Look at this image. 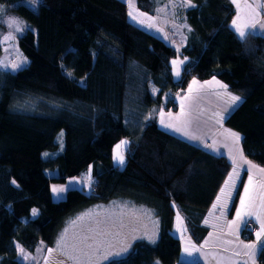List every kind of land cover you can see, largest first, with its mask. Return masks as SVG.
<instances>
[{
	"label": "trees",
	"instance_id": "1",
	"mask_svg": "<svg viewBox=\"0 0 264 264\" xmlns=\"http://www.w3.org/2000/svg\"><path fill=\"white\" fill-rule=\"evenodd\" d=\"M23 1L0 0L32 26L18 39L27 67L0 69V264H24L18 247L34 252L44 242L57 250L78 216L115 203L152 215L158 237L139 239L103 264H198L180 263L177 214L201 244L209 232L203 222L233 165L161 129L154 111L176 112V98L193 79L219 80L241 97L224 127L264 168V35L238 37L231 0H191L196 6L184 12L180 52L133 23L123 0H40L37 12ZM167 1L138 0L136 7L152 17ZM185 57L176 79L171 61ZM122 140L129 143L120 166L114 150ZM89 169L90 192L73 189L53 200V184L81 179ZM246 180L244 174L232 215ZM248 227L242 238L252 241ZM258 260L264 264V254Z\"/></svg>",
	"mask_w": 264,
	"mask_h": 264
},
{
	"label": "rangeland",
	"instance_id": "2",
	"mask_svg": "<svg viewBox=\"0 0 264 264\" xmlns=\"http://www.w3.org/2000/svg\"><path fill=\"white\" fill-rule=\"evenodd\" d=\"M248 1L249 0H237V3L240 5V7L238 9L236 4H234L235 9H236V16H237V14L241 13L243 3H246ZM132 2L134 3L135 0H132ZM181 2H182V0H168L165 4H163L162 6L159 7V8H164L165 9L164 12L156 11V15L152 16V18H153L152 20L147 19V17L149 15H146V14L144 16H139V13H141V12H136L137 2H135L136 4L134 5L135 14L138 15L139 20H142L144 22L143 24H139V25L144 27L147 24H153L154 23L155 27L148 28L145 26L146 29L151 30V31H155L157 27L162 26L161 29H164V32L167 31V34L169 35L168 42L172 43L175 46L176 50L180 49V47H179L180 39L184 38L186 29H187V25L184 21V12L186 10H188L189 8H191V7L181 8L179 6L172 7V4H179ZM231 2H232V0H231ZM21 3L29 6L35 12H37L40 2L36 3L35 5L29 3L28 1H23ZM165 6H167V7H165ZM130 10H132V9H130ZM11 18H18L19 20L23 21L24 24L27 25L28 27L22 33L16 34V38L14 41H9V42L5 43L3 41V39H0V62L9 63V64L10 63H18L19 64L25 58L23 57V55L21 54V52L19 50L18 39H19V37L25 35L29 30H31L32 26L25 19H23L22 17L17 15L15 12H13L9 7L3 6V21H0V34L7 35L9 33L10 29H9L7 21ZM171 32H173V33L175 32L176 35L173 36V34ZM157 36L162 38L161 34H158ZM177 51L180 52L181 50H177ZM177 60H182V59L178 58ZM27 65H28V60L26 59V63H23L20 68L13 70L10 66L7 69H1V70L8 71L11 73H16V72L22 70L23 68L27 67ZM182 65H181L180 69L182 68ZM181 73L182 72L180 70V76H181ZM174 75H175V73H174ZM180 76L177 77L175 75V77L177 79H179ZM213 80L219 81L217 79H213ZM192 81L190 82L189 86L192 85ZM201 84H203V82L199 81L198 86ZM220 84H223V83L220 82ZM216 85L212 84V85L206 87L207 90L210 89V92L214 95L216 102L212 98H206L207 95L199 96V99H198L199 102L200 101L201 102L206 101L204 103L199 104V105L205 104L204 107H199L200 115L196 116V112L194 115L192 112L193 110H191L192 123L187 128V131H192V132L197 131V133H201V137H203L202 139H205L206 135L208 134L207 130L203 129L204 128L203 127L204 122H208V124H210L212 121L210 118H213L217 121L220 117L224 118L225 116H227L228 115L227 111L223 110V109H225V107H224V105L226 104L225 101H228L226 96H228L227 94L235 95V94L229 92L227 89H223L219 85L218 86H216ZM192 87L194 90H196L197 85H192ZM188 93H189V91H188ZM225 93H227V94H225ZM178 102H180L179 111H176V112L168 111L167 112L168 114L171 113L173 117L181 114V103L182 102L185 106V108H184L185 113H187L189 111V99H185L182 102L181 101H178ZM240 102H241V100L239 102H237V104L239 105ZM216 106L218 107V109H216L218 111L212 113L213 110L215 109L214 107H216ZM163 111H165L163 108L162 109L159 108V109H157V111H154L153 117L155 118V120H157V122L159 124H161V122H160L161 121V113H163ZM217 113H219V116L217 115ZM163 119L165 122H171L173 124L176 123V121L170 120L169 116L164 114V113H163ZM223 126H224V122H223ZM227 130H229V129H227ZM218 134L219 135H217L215 137L216 139L214 140L215 141L214 145H219L221 140H222L223 143L225 144L224 146L227 147L226 150L229 153L230 148H232V145H231L230 140H226L224 129H223V131L218 132ZM212 138H213V136H212ZM210 141L212 142L213 140L211 139ZM207 144H209V143L207 142ZM127 146H126V148H127ZM239 146H240V143H239ZM126 148L123 150L124 159H125ZM240 148H241V146H240ZM233 151H234V149H233ZM114 154H115V150H114ZM243 155H244V153H243ZM114 163L118 164L115 160H114ZM258 167H260V166H258ZM246 169H247L246 165H244L240 169L239 178L235 180V188L231 192L230 198H226V197L221 196V203L218 204L215 209H213V206H212V208L210 210V213H211V214L209 213V218L211 219L210 221L219 223L220 224L218 226L219 228H222V224L224 223V221H226L225 217H227L226 219L236 221L234 226L232 225L235 228H237V226L240 227L241 224L243 222H245V220H247V218H248L247 215H242L241 219L237 220L236 210L240 209V200L238 202L236 210L233 212V215L231 212L232 204H233V201H234L235 196L237 194L239 184L241 182L243 175L244 174H251L253 176V183L250 186V191H251V188L252 187L254 188V186L256 185L257 180L260 179V177L257 173H255L254 171L252 173H248L246 171ZM87 175L88 174H84L81 177V179H75V178L68 179L67 182L64 184H53L51 187V190L53 189L54 186L57 189L62 188V187L66 189L64 192H60V193H54L52 191L53 200L55 202L65 200L68 191L73 190V189H81V190H84L86 192H90V189L87 187ZM70 180H73V181L78 180V181H80V184L73 183V184L69 185L68 182ZM91 180L93 182L92 176H91ZM247 183H248V181L246 180L245 185H247ZM93 187H94V185L92 183L91 190L93 189ZM251 194L252 193L250 192V196H251ZM243 195H244V191L242 192V196ZM219 196H220V194H219ZM216 203H217V200L214 204H216ZM128 209L129 208H126L124 206L122 207L120 204L115 203V204H111V205L104 206V207H98V208L91 210L90 212H88L86 214H82V215L78 216L77 219L74 220L70 225L67 226L65 233L62 235L64 237V240H63V245L60 248V250H53L52 249L53 250L52 253L49 254L48 250L50 248H48L44 242H41L34 252L24 250L25 254H27L29 257L27 260H24V259H21V253L19 251L20 247H18L17 248L18 260L24 264H45V262H46V264H89L88 256H86L85 253L90 252L92 250L88 248V245L99 244L101 251L99 253H95L92 256L91 264H103V263H106L110 260L117 259V258H120L123 255H125L129 251V249L131 248L132 244L139 239L149 240L147 237L152 236L153 239L155 240L157 235H158V225H157L156 221L154 220L153 216L152 215L150 216V214H148V215L147 214H145V215L139 214V212H136L135 210H132V209L128 210ZM250 210H251V208H249L246 204L244 211L247 212ZM179 216L181 218L180 225L182 227V225L185 224L184 219H183L181 214H179ZM220 216H224V219H223L224 221H222V220L215 221L217 219H220ZM81 217H83V219H81ZM206 224L209 226H216L215 224H212L209 222ZM243 224L245 225V223H243ZM177 226H178V222L176 219L175 228ZM206 229L209 231V228H206ZM229 230H233L232 227H230ZM153 233H155L154 236H153ZM173 234L177 238L181 239L182 247H183V244L185 246L190 239L187 236L182 238V236H183L182 233L178 232L175 229L173 231ZM125 242H127L131 245L128 248L127 252H122L120 256H110L108 260H103V261L99 260V257L103 255V252L105 250L112 252V253H115L123 247ZM184 252H185V248H184ZM184 252H183V256H184ZM182 262L183 261L180 260V263H182ZM155 264H157V262ZM159 264H161V263L159 262Z\"/></svg>",
	"mask_w": 264,
	"mask_h": 264
},
{
	"label": "snow or ice",
	"instance_id": "3",
	"mask_svg": "<svg viewBox=\"0 0 264 264\" xmlns=\"http://www.w3.org/2000/svg\"><path fill=\"white\" fill-rule=\"evenodd\" d=\"M29 3L35 5L36 3L40 2V0H28ZM128 7L132 10H130L128 12L129 17L131 18V20L137 22L138 24H143L144 22L142 20H139L138 15L135 14V8H134V4L132 2V0H126ZM158 2V0H157ZM233 4H236L237 8L239 9L240 5L237 3V0H232ZM181 7V8H187V7H195L196 5L193 4L191 2V0H182L181 3L179 4H172V7ZM167 7V6H165ZM245 7L248 8H252L253 6L250 4H246ZM260 7H264V5L260 6ZM164 8H159V9H154V11H158V12H164ZM144 13H139V16H144ZM253 16L256 17L254 19L248 20L245 19L243 23H241V17L239 14H237L236 18L232 21L231 27L233 28V30L235 31V33L238 35V37L243 41L246 36L249 35H258L260 33L261 30H264V20L259 19L260 13L255 12V9H253ZM147 19L152 20L153 18L151 16H148ZM0 21H3V6L0 5ZM8 26H9V33L7 35H2L0 34V39H3V41L5 43L9 42V41H14L16 38V34L22 33L28 26L24 24L23 21L19 20L18 18H11L7 21ZM148 28H152L155 27V24H147L145 25ZM186 26V25H185ZM191 29H189L190 31ZM156 31H161L160 28H156ZM187 60V57L184 58V60H172L171 64H172V71L175 73V75L177 77L180 76V65L184 64L185 61ZM23 63H26V58L23 59L21 61V63H3L0 62V69H7L11 66V68L13 70L20 68L22 66ZM68 75H71V73H68ZM199 81L193 79L192 81V85H198ZM212 84H217L219 85L221 88L226 89L227 85H223L220 84L219 81L216 80H212V81H208L206 82L204 85H199V87L205 88L208 87ZM192 85L189 86V93H193L194 91L197 93V95L191 97L192 100H197L199 99V89L194 90ZM153 91L155 92L156 89H153ZM227 94V93H225ZM229 96L228 101H226V107L224 109V111H228V107L234 106L237 104V102H239L241 100V97L236 96V95H231V94H227ZM184 99H189V97H185ZM184 104L183 102L181 103V114L178 116L173 117L171 113L168 114L170 120H174L176 121L175 124L171 123V122H165L163 119V113H161V124L165 127V128H170L172 129L174 132H180L182 135L187 136L188 139L190 140H195V139H199V136L196 135H192L191 133H189L186 129L191 125L192 120H191V105H189V111L187 113H185L184 111ZM217 115L219 116V113H217ZM223 117H220L216 122L217 123H222ZM225 137L226 140H230L231 141V145L232 148H230L229 151V157L231 160V163L233 165L232 168V172L228 175L227 180L224 183V187L221 189V193L220 196L217 197V203L213 205V209H215L217 207L218 204L221 203V196L226 197V198H230L231 196V192L234 190L235 188V180L239 178V171L240 169L246 165L247 169L246 171L248 173H252L253 170H255L258 173L264 174V168H260L257 165L253 164L250 160H248L247 158L244 157L243 155V150L242 148H240L239 146V142H240V135L236 132H232L230 130H225ZM57 142L58 145L61 149V151L63 150V133H61L58 137H57ZM129 141L127 140H122L120 143H118L115 146V154H114V160L119 164V165H123L125 162L124 159V153L123 150L126 148V146L128 145ZM210 147V145H208ZM234 149V151H233ZM45 156H48V153L44 154ZM262 181H264V176H262ZM13 183H15V181H13ZM69 185L76 183V184H80V181H73L70 180ZM92 180H91V169H89V173L87 175V187L91 190V185H92ZM253 183V176L251 174L248 175V183L247 185H243L244 188V195L240 197V209L237 210L236 212V216H237V220H240L242 215H247L249 218V221L252 220V218L254 217L256 220H261L260 215H258L256 212L254 211H247L245 212L244 209L246 207V204L249 208H251L253 206V202H252V198L250 197V186ZM261 189L264 190V183H261L260 185ZM66 189L65 188H59L57 189L55 186L53 187L52 191L54 193H60V192H64ZM227 190V191H226ZM261 207H264V199H262L261 201ZM211 214V213H210ZM32 215L35 216L37 215V210L33 209L32 210ZM81 219H83V217H81ZM177 222H178V227H177V231L183 233L184 231H186V229H182L181 227H179V224L181 223V218L179 216V214H177ZM205 223H207V221H205ZM232 224H235L236 221H232ZM247 226H251L250 224H248ZM229 227H231V225H229ZM237 226V230H238ZM155 235V233H153V236ZM256 235V240L258 242H261L259 247L257 244H244L243 247L244 249H246L247 251L244 253L246 256H248L250 259H252L253 261H255L256 257L258 254H264V221H261L260 224V230L257 231L255 233ZM152 243H155V240L153 239L152 236L147 237ZM183 238V236H182ZM63 240L64 237L62 236L60 241L57 243V250H59L62 245H63ZM102 243V242H101ZM207 243V242H205ZM229 243H231L229 241ZM242 243V242H241ZM131 245L127 242L124 243L123 247L115 252H109L107 250H105L103 252V255L99 257L100 261L103 260H108L110 256H120L122 252H127L128 248ZM189 246L194 249L195 251H200L199 248L196 247V245L191 244V241L189 239L188 243L185 246V253L188 256H192L193 252L189 250ZM203 247V246H202ZM88 248L91 249L92 251L85 253L86 256H88L89 259V264H91V258L95 253H99L101 251L100 245H88ZM20 253H21V259L27 260L29 257L27 254H25L24 249L20 248L19 249ZM52 249L48 250V253L51 254L52 253ZM236 255H239L240 253L237 252L235 253ZM46 264V262H45ZM157 264H159V262L157 261Z\"/></svg>",
	"mask_w": 264,
	"mask_h": 264
},
{
	"label": "crops",
	"instance_id": "4",
	"mask_svg": "<svg viewBox=\"0 0 264 264\" xmlns=\"http://www.w3.org/2000/svg\"><path fill=\"white\" fill-rule=\"evenodd\" d=\"M123 1L126 2V0H123ZM137 1L138 0H135V2H137ZM135 2L133 3L134 5L136 4ZM246 4H250L253 7L252 8L245 7ZM262 5H264V3L261 0H249L246 3H243L242 11L239 14L240 17H241V21L240 22L243 23L245 19L251 20V19L256 18V17L253 16V9H255V12L260 13L259 19L264 20V7H260ZM129 11H130V8H129ZM136 12H140V11L138 9H136ZM130 20H131V18H130ZM132 22L135 23L136 25H139V24H137L134 21H132ZM139 26H141V25H139ZM158 28L161 29L162 26H160ZM152 32L156 33L157 35L161 34L162 37L165 40H167V41L169 39V35L167 34V31L164 32V29H161V31H159V32L156 31V30L152 31ZM171 33L173 34V36L176 35L175 32L174 33L171 32ZM258 35H264V30H261ZM185 43H186V35H184L183 39H180V44H179L180 49H177V50H181L184 47ZM183 65H182V68H183ZM180 67H181V65H180ZM182 68H181V72H182ZM206 82H208V81H206ZM206 82H203V84H205ZM203 84H201V85H203ZM214 85H216V84H214ZM216 86H218V85H216ZM196 89H199V93H198L199 96L207 95L206 98H212L216 102V99H215L214 95L210 92V89L207 90L206 87L201 89L198 85H197ZM195 95H197L196 92L188 93V91H187V92L181 94L180 96H178L176 98V101H177V104H178V110L177 111H179V108H180L179 107L180 102H178V101L182 102L183 100H185L184 99L185 97H189V105H191V110H193L192 111L193 114L195 115V112H196V116H199L200 115L199 107H204V105H205V104H202V105H199V104L204 103L206 101H203V102L200 101L199 102L198 99L197 100H192L191 97H193ZM226 98L228 100L229 96H226ZM226 106L227 105L225 104L224 107H226ZM237 106H238V104H236L234 106H231V107H228V111H227L228 115ZM214 108L215 109L213 110L212 113L218 111V110H216V109H218L217 106L214 107ZM167 112L168 111H163L164 114L168 115ZM228 115L223 118L222 123H217L215 119L210 118V117L209 118L212 120L210 124H208V122H204V124H203L204 128L203 129H206L207 132H208V134L206 135L205 139H202L203 137H201V133H197V131H195V132L188 131L192 135H196V136L200 137L199 139L190 140V139H188L187 136L182 135L180 132H174L172 129L165 128L161 124H159V123L158 124H159V127L161 129H163L164 131H166V132H168V133H170V134H172V135H174L176 137H179L180 139H183L184 141H186V142H188L190 144H193L195 146L201 147V148L209 151L210 153H212L214 155L224 156L231 162L230 157H229V153L226 150L227 147L224 146L225 144L223 143V141L221 140L219 145H214V142H215L214 140L216 139L215 137L217 135H219L218 132H221L224 129V133H225V130H227L226 128H224L223 122L228 117ZM212 136H213V138H212ZM211 139L213 140L212 142L210 141ZM240 141H241V139H240ZM207 142L209 144H207ZM208 145H210V147ZM116 165H119V164H116ZM253 171L259 175L260 179L257 180V183L254 186L255 189L252 187L251 191H250L252 193L250 197L252 198V202H253V206L251 207L250 211H254L258 215H260L261 220H256L253 217L252 220L249 221V218H247V220H245V222H243V223H245V225L242 223L241 226L238 227V230H237V228L233 227L234 224L231 223L232 220L226 219L227 217H225L226 221H224L223 220L224 216H220V219L215 220V221H219V220L224 221V223L222 224V228H219L218 227L220 225L219 223L210 221L211 219L209 218V213H210V211H209L208 214H207L206 219L203 222V226L205 228H209V232H208L207 236L205 237V239L202 241L201 244H197L191 238V236L187 232L185 224L182 225V227L179 224V227H181L182 229H186V231H184L182 233L183 237L187 236L188 238H190L191 244L196 245V247L200 249V251H195L194 249H192L189 246V250L193 252V255L192 256H188L184 252V248H185L186 245L184 246V244H183L182 254H181V261L187 262V263H198V264H260L259 260H258L259 254L257 255L255 261H253L252 259H250L248 256H246L244 254L247 250L244 249L243 245L244 244H254L255 243L259 247L261 242H258L256 240V235H254V239L252 241H246V240H244L242 238L243 230L248 224L256 225L257 226V231H259L260 230L261 221H264V207H261V201H262V199H264V190H262L261 187H260L261 183H264V181H262V179H261L262 176H264V174L258 173L255 170H253ZM248 175L249 174H247V181H248ZM236 212H237V210H236ZM205 221H207V223L209 222V223L215 224L216 226H209V225H207L205 223ZM229 225H231L233 230H229V228H230ZM177 227L175 228V230H177ZM157 237H158V235H157ZM229 241L231 243H229ZM205 242H207V243H205ZM262 242H264V241H262ZM183 252H184V256H183ZM237 252H239L240 254L236 255L235 253H237Z\"/></svg>",
	"mask_w": 264,
	"mask_h": 264
},
{
	"label": "built area",
	"instance_id": "5",
	"mask_svg": "<svg viewBox=\"0 0 264 264\" xmlns=\"http://www.w3.org/2000/svg\"><path fill=\"white\" fill-rule=\"evenodd\" d=\"M251 226L248 227L247 231L249 234L255 235L257 232V226L254 224H250Z\"/></svg>",
	"mask_w": 264,
	"mask_h": 264
}]
</instances>
